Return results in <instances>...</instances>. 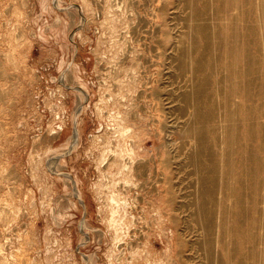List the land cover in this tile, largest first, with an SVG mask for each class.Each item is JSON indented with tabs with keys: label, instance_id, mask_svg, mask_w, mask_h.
I'll return each instance as SVG.
<instances>
[{
	"label": "rangeland",
	"instance_id": "rangeland-1",
	"mask_svg": "<svg viewBox=\"0 0 264 264\" xmlns=\"http://www.w3.org/2000/svg\"><path fill=\"white\" fill-rule=\"evenodd\" d=\"M210 7L203 22L225 36ZM192 13L187 0H0V264H227L233 199L217 194L203 220L186 132ZM260 58L264 92L263 45Z\"/></svg>",
	"mask_w": 264,
	"mask_h": 264
},
{
	"label": "bare ground",
	"instance_id": "bare-ground-1",
	"mask_svg": "<svg viewBox=\"0 0 264 264\" xmlns=\"http://www.w3.org/2000/svg\"><path fill=\"white\" fill-rule=\"evenodd\" d=\"M187 2L193 12L192 30L200 36V42L194 37L190 39L191 46L194 53L202 52L190 60L194 79L195 76L197 79L185 98L194 110V118L190 120L186 132L196 143L193 161L199 174V212L203 220L208 222V202L216 200L217 194L227 190L225 199L233 200L231 208L228 207L224 213L231 215L232 219L223 221L222 218L220 222L222 235L225 237L223 246L227 264H245L247 258H253L255 262L262 264L264 249L258 246L264 245L260 233L264 219L259 209L264 188V130L258 120L264 118V109L261 104L256 107L249 104L251 100H255L254 97L262 101L264 93L261 84L257 87L254 85V75L262 72L260 48L264 46L260 26L262 15H254L259 3L256 0ZM210 6H216V9L213 7L215 19L218 22L223 20V25L219 23V29L225 36L221 37L219 33L212 35L207 23L203 22ZM233 10H239L237 16L231 14ZM253 15L256 21L251 24L249 19ZM194 20L197 21L196 24ZM221 67H225L228 73L224 79L218 76ZM215 91L223 97V104L218 105L214 100ZM235 98L240 101L232 104ZM220 114L227 123L223 130H218ZM76 132L78 133L77 130ZM211 139L221 145V162L211 150ZM250 142L258 143L253 147L249 145ZM237 154L239 160L236 158ZM247 182L253 185L249 209L244 207L249 195L245 194ZM247 242L253 246L250 251L244 252L243 244ZM229 244L233 245L232 249L228 247ZM207 249L211 258L216 259L210 246Z\"/></svg>",
	"mask_w": 264,
	"mask_h": 264
}]
</instances>
